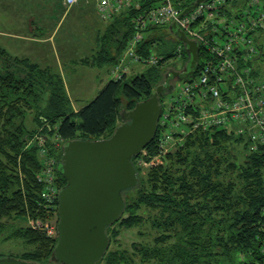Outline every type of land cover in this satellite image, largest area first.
Wrapping results in <instances>:
<instances>
[{
  "label": "trees",
  "instance_id": "1",
  "mask_svg": "<svg viewBox=\"0 0 264 264\" xmlns=\"http://www.w3.org/2000/svg\"><path fill=\"white\" fill-rule=\"evenodd\" d=\"M131 16L132 12L125 11L103 22L105 29L99 36L98 50L90 59L82 60L84 65L102 68L118 61L132 34ZM263 35L261 32L255 37L259 54L250 62L257 77L264 76V40L260 39ZM155 38L145 37L137 51L145 56L155 50L163 56L158 65L109 80L76 112L59 71L51 65L13 56L0 46V235L7 231L1 223L3 219L26 215L36 219L46 212L47 206L40 199L42 185L37 180L41 170L38 146L30 145L36 130L55 134L61 140L54 147L45 140L57 164L64 142L110 136L116 120L120 121L121 109L130 110L150 97L164 79V64L174 55L165 46L160 47ZM184 55L187 58L185 51ZM197 56L200 60V50ZM165 97L161 95L160 102ZM30 114L34 128L26 123ZM158 132L146 147L151 154L156 152ZM231 144L240 146L241 142L222 131H196L175 152L166 155L165 164L151 169L146 178L135 167L136 157L132 158L138 181L134 188L123 192L124 213L128 216L116 223L120 228H133L143 222L136 212L142 206L160 208L164 233L155 238L152 247H141L139 263L127 252L116 250L105 253L96 264H263L260 247L264 242V150L245 156L243 145L245 161L241 163ZM57 164L61 188L65 180ZM237 182L240 187H236ZM147 186L150 188H144ZM132 191L136 196L130 203L127 195ZM116 223L106 230L109 242L118 233L114 229ZM6 238L25 241L32 250L21 259L42 264L51 261L57 241V236L48 237L40 230L27 228L11 229ZM246 257L251 260L238 261Z\"/></svg>",
  "mask_w": 264,
  "mask_h": 264
},
{
  "label": "built area",
  "instance_id": "2",
  "mask_svg": "<svg viewBox=\"0 0 264 264\" xmlns=\"http://www.w3.org/2000/svg\"><path fill=\"white\" fill-rule=\"evenodd\" d=\"M62 2L67 7L88 4L104 23L122 12H132V34L110 68L112 80L129 75L135 65L152 67L163 60L153 49L145 56L137 51L153 28H168L175 22L201 51L203 62L198 59L194 74L181 80L178 89L161 101L156 153L150 155L146 148L141 151L134 163L139 172L161 165L164 156L196 131L225 132L239 140L241 147L245 145V154L264 150V76H255L250 66L259 54L255 37L264 32V0H205L195 7L196 0ZM179 43L174 56L184 54L183 44ZM37 146L42 167L37 180L45 186L40 199L52 204L60 189L54 186L57 159L50 154L45 140ZM36 225L42 230L40 222ZM260 254L264 264V242Z\"/></svg>",
  "mask_w": 264,
  "mask_h": 264
},
{
  "label": "rangeland",
  "instance_id": "3",
  "mask_svg": "<svg viewBox=\"0 0 264 264\" xmlns=\"http://www.w3.org/2000/svg\"><path fill=\"white\" fill-rule=\"evenodd\" d=\"M60 2L61 0H0V45L1 43L5 44L8 48L5 47V49L11 54L17 56H24L26 54L24 50H27L29 54L25 56H28L30 60L41 65H51L52 68L59 71L60 76L67 87V91L72 101L71 103H73V105L75 104L76 107H80L91 101L106 83L111 80V75L109 73L111 66L92 68V66L84 65L82 62L85 58L90 59L89 57L96 53L100 41L99 36L105 29L103 22H100L96 14L91 11L92 8L85 3L76 4L70 7L69 11L72 12L68 15L65 14L62 19L55 36L56 46L54 48H51L53 41L52 44L46 42L38 45L33 42H28L29 40L26 41L21 39V37L25 36L29 39L38 36L40 37V35L46 37L47 33L50 32L51 26L57 25V19H60V14L64 12L60 6ZM147 36L156 37L155 39L159 46H165L167 49L171 50L172 53H174L180 45L174 37L168 34L167 28H155L148 33ZM260 39L264 40V35ZM35 56H37L38 59H36ZM186 60L187 58H185L183 53L181 55L175 54V56L164 65L166 69L172 68L180 71L184 67ZM202 62L203 60L201 59L200 63ZM143 70L144 66L135 65L129 75L143 72ZM180 82L181 81L173 82L176 90L178 89ZM31 116L32 114L27 117L26 123L29 128H34ZM119 123L120 121L117 119L116 124L118 125ZM40 140H48L54 144L52 147L60 145L61 141L58 140L55 134H44L41 129H37L36 134L31 139L30 145H37ZM180 146L182 145L176 146L168 154L175 152ZM230 148L235 149L234 154L238 157V161L241 163L245 161L241 146L231 144ZM147 151L150 155L156 153L151 154L148 149ZM246 155L247 154H245V156ZM138 156H136V158ZM166 160V156H164L161 165L165 164L167 162ZM158 166L160 165L142 170L140 172L141 177L146 178L149 171ZM262 173L264 175V162ZM54 176V186L59 187L57 174L55 173ZM40 184L42 185V192L44 189L43 187L45 186H43L42 183ZM236 187H240L238 182ZM144 188L147 189L150 187L147 186ZM127 196L130 198V203H132L135 199L136 193L132 191L129 192ZM42 202L46 205L50 204L43 200ZM55 208V203L50 204L45 208L46 212H44L43 217L37 216L36 219L27 215L26 217L14 216L8 219H3L1 223L5 226L7 231H4L0 235V258L12 257L21 259L24 253L32 250V248L22 239H7L6 237L11 229L27 228L38 231L40 230V228L36 227L38 221L42 225V230L40 231L44 235L48 237H56L55 227L58 218ZM136 212L142 217L143 222L130 229L120 228L116 223L114 229L117 230L118 233L110 239L106 254L109 251H125L130 256H133L136 263H139L140 258L142 257V254L139 251L142 249L141 247H152L155 245V238L158 236L160 237L164 233V228L161 227V224L164 223V218L160 215V208L148 209L142 206ZM127 216V213H123L121 218L124 219ZM121 218L119 220H121ZM45 230L47 231L45 232ZM50 230L51 233L48 232ZM250 260L251 258L248 257L244 258V260L238 259V261L243 262H249ZM241 263L238 262L237 264ZM98 264H104V262Z\"/></svg>",
  "mask_w": 264,
  "mask_h": 264
},
{
  "label": "water",
  "instance_id": "4",
  "mask_svg": "<svg viewBox=\"0 0 264 264\" xmlns=\"http://www.w3.org/2000/svg\"><path fill=\"white\" fill-rule=\"evenodd\" d=\"M205 0H196L193 7ZM185 10L181 15H184ZM167 31L183 44L187 55L180 70L168 68L150 97L130 110L121 109L120 123L106 138H74L64 142L58 170L65 184L57 194V241L51 261L44 264H96L109 247L106 233L125 211L123 192L138 181L132 158L153 140L161 114V95L173 93V83L191 77L198 62V46L175 22ZM0 264H42L4 257Z\"/></svg>",
  "mask_w": 264,
  "mask_h": 264
},
{
  "label": "crops",
  "instance_id": "5",
  "mask_svg": "<svg viewBox=\"0 0 264 264\" xmlns=\"http://www.w3.org/2000/svg\"><path fill=\"white\" fill-rule=\"evenodd\" d=\"M60 6L62 7V9L64 10V12L63 13H61L60 15H61V18L59 19H57V25H52L51 26V28H50V32H48L47 33V36L46 37H44V36H42V35H40V37L38 36V37H35V38H32V39H29L27 36H25V37H21V39H23V40H26V41H28V42H33V43H36V44H38V45H41V44H44V43H46V42H49L50 44H52V41H53V45H51V48H54L55 46H56V43H55V36H56V34H57V32H58V28H59V26H60V24H61V21H62V19L64 18V16H65V14L66 15H68L70 12H72V11H69V9H70V7L68 8V7H66L64 4H63V2H62V0H61V2H60ZM65 8H64V7ZM93 11V10H92ZM94 12V11H93ZM79 20V19H78ZM1 45H2V47L5 49V47H6V45L5 44H3V43H1ZM0 45V46H1ZM7 48V47H6ZM8 49V48H7ZM8 51V50H7ZM9 52V51H8ZM24 52L26 53L25 55H28L29 53L27 52V50H24ZM10 53V52H9ZM11 54V53H10ZM11 55H13V56H17V55H15V54H11ZM17 56V57H26V58H28V56ZM36 57V59H38L37 58V56H35ZM29 60H30V58H29ZM32 61V60H31ZM35 62V61H34ZM92 68H95V67H92ZM65 89H66V92H67V95L69 96V98H70V95H69V93H68V91H67V87L65 86ZM70 101H71V98H70ZM72 102V101H71ZM90 102V101H89ZM89 102H87V103H89ZM86 103V104H87ZM86 104H84V105H86ZM71 105H72V108H73V110L76 112L77 110H79L80 108H82L84 105H81L80 107H76L75 106V104L73 105V103H71Z\"/></svg>",
  "mask_w": 264,
  "mask_h": 264
},
{
  "label": "flooded vegetation",
  "instance_id": "6",
  "mask_svg": "<svg viewBox=\"0 0 264 264\" xmlns=\"http://www.w3.org/2000/svg\"><path fill=\"white\" fill-rule=\"evenodd\" d=\"M168 69V68H167ZM169 83H173V80H169ZM173 86H174V84H173Z\"/></svg>",
  "mask_w": 264,
  "mask_h": 264
}]
</instances>
